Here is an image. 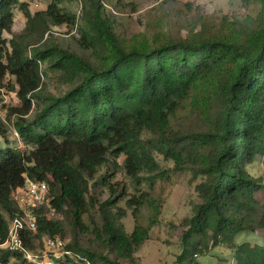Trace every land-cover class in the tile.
Here are the masks:
<instances>
[{
    "label": "trees",
    "instance_id": "trees-1",
    "mask_svg": "<svg viewBox=\"0 0 264 264\" xmlns=\"http://www.w3.org/2000/svg\"><path fill=\"white\" fill-rule=\"evenodd\" d=\"M64 1L53 0L34 16L26 13V31L33 33L46 16L55 24H75V17L61 13ZM250 1L262 4L257 18L223 19L192 29L187 37L138 35L129 41L117 35L100 3L92 2L84 11L80 52L55 46L29 55L25 44L14 42L9 52L1 43L13 23L10 4L1 0L0 90L15 89L5 83L12 76L24 109H14L15 114L28 115L35 102L38 109L33 119L14 123L24 151L8 140L10 115L0 116V239L8 237L11 220L22 213L18 192L26 180L46 181L52 207L62 217L51 221L45 209H35L37 230L26 234L25 246L41 249L44 239L59 237L77 256L61 264H86L85 259L126 264L149 239L161 208L154 203V213L143 216L147 200L128 201L135 220L129 235L122 222L126 213L118 207L126 193L114 186L116 173H100L111 159L116 167L124 155L134 177L154 171L162 178L159 154L177 169L196 165L206 178L200 188L204 204L188 221L176 263L188 255L186 264H204V257L264 264V243L238 239L256 231L250 221L256 210L261 211L256 222L264 228V205L255 196L261 188L247 169L264 156V0ZM45 63L72 86L63 96L45 94ZM185 110L200 128L181 127ZM99 184L109 192L104 202L93 193ZM96 208L102 223L91 231L85 219ZM89 233L94 242L86 247L81 240ZM219 247L231 257L215 253ZM1 257L30 264L19 253Z\"/></svg>",
    "mask_w": 264,
    "mask_h": 264
},
{
    "label": "rangeland",
    "instance_id": "rangeland-1",
    "mask_svg": "<svg viewBox=\"0 0 264 264\" xmlns=\"http://www.w3.org/2000/svg\"><path fill=\"white\" fill-rule=\"evenodd\" d=\"M52 1L7 0L13 14V23L10 32L2 33L1 43H4L9 52H11V44L14 42L25 44L29 55L36 49L43 50L55 46L76 53L80 52L78 40L81 39L80 29L83 25L84 11L92 7V2L100 3L117 35L127 41L138 35H146L149 38L159 34H166L170 37H187L192 29L199 31L204 27L219 24L223 19L242 21L250 17L257 18L262 9L261 3L250 0H65L59 5L61 13L65 16L75 17V24L62 21L55 24L51 18L46 16V22L41 19L37 20L38 26L32 30L33 33L27 32L26 13L34 16L37 13L45 12ZM43 32L45 35L42 38ZM41 68L46 95L60 97L72 89L71 85L63 82L61 74L52 70L48 64H42ZM5 83L11 87L14 85L15 89L0 90V116L5 119L10 115L12 122L8 124V140L11 146L24 151L27 148L22 143L14 123L18 118L20 120L33 119L38 109L37 104L35 102L28 115H22L19 112L15 114L14 109L24 111L22 101L17 94L18 86L12 76H7ZM181 116H183L179 121L183 125L181 127L185 129L201 127L200 121L187 114V110L182 112ZM149 137H151L150 134L144 135L145 139ZM114 160H110L100 175L116 173V177L112 179L113 184L117 189H122L126 193L125 198L118 204V207L126 213V217L122 221L126 232L130 235L135 228L133 209L128 206V201L133 198H137L139 201L147 200L141 209L143 216L154 213L152 208L154 203L161 208V214L150 231L149 239L137 250L133 259L126 260L125 263L178 264L176 262L182 253V235L189 229L188 221L197 214L204 204L200 188L206 182L205 176L196 165L190 164L184 169H177L173 162L166 161L161 155L156 154L155 160L160 169L165 172L163 177L159 178L160 175L153 171L140 173L139 179L138 176L134 177L132 170L126 168L124 155L116 159V167ZM247 169L258 183V187L261 188L255 196L263 206L264 156L258 155V158ZM95 192L101 202L109 197V192L100 184L93 191V193ZM260 216V210H256V214L252 213L250 221L253 222L256 231L252 234L249 231L245 235L241 234L238 237L239 240L246 239L252 244L264 243V228H260L256 222ZM59 217L62 215L58 213ZM85 223L91 231L101 225L99 208L92 210L85 219ZM66 239L70 241V236H67ZM93 242L92 233L84 235L81 240V243L86 247L93 245ZM215 253L220 254L224 259H228L232 255L222 247L217 248ZM110 256L115 258L114 255ZM188 260L189 257L186 255L180 264H186ZM200 262L226 264L225 260L219 261L217 258L206 257L202 258ZM8 264L16 263L15 260H11Z\"/></svg>",
    "mask_w": 264,
    "mask_h": 264
},
{
    "label": "built area",
    "instance_id": "built-area-1",
    "mask_svg": "<svg viewBox=\"0 0 264 264\" xmlns=\"http://www.w3.org/2000/svg\"><path fill=\"white\" fill-rule=\"evenodd\" d=\"M18 193L22 213L11 220L8 237L0 239V264H8L1 257L4 252L22 254L30 264H61L60 261L65 263L68 258L76 260L77 256L67 248L68 242L59 237L44 239L41 249H29L25 246L26 234L37 230L35 209H45L47 218L51 221L56 220L58 214L52 207L50 186L46 181L27 179L24 188ZM85 262L92 264L86 259Z\"/></svg>",
    "mask_w": 264,
    "mask_h": 264
}]
</instances>
